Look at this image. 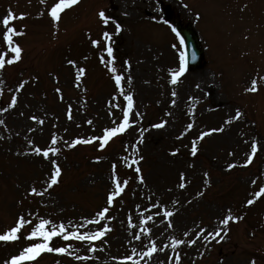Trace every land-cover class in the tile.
Masks as SVG:
<instances>
[{"label": "rangeland", "instance_id": "1", "mask_svg": "<svg viewBox=\"0 0 264 264\" xmlns=\"http://www.w3.org/2000/svg\"><path fill=\"white\" fill-rule=\"evenodd\" d=\"M56 2L0 0V21L9 10L17 17L24 14V19L10 24L24 33L14 37L22 57L0 70V120L4 121L0 125V233L14 226L22 214L32 220L19 241L0 243V264L36 242L23 237L41 217L69 226L94 218L114 190L113 163L121 182L128 180L108 213L113 219L80 229L94 231L107 223L112 231L94 242L103 251L92 253L86 242L57 237L52 246L71 243L75 254L91 259L44 253L33 264H121L134 247L138 254L133 259H140V264H170L176 255L171 250L173 237L191 240L202 228L214 230L228 209L239 217L240 204L257 199L254 194L264 188V0H80L64 11L58 28L48 14ZM167 6L173 12L169 22L164 19ZM101 10L111 18L107 26L98 16ZM116 22L122 25L118 35ZM174 22L195 27L206 57L202 69L186 71L175 85L171 73L178 70L184 49L172 32ZM5 30L0 23V54L8 53L7 60L14 54L3 40ZM105 31L112 35L114 65L100 60L102 55L106 62L111 59L104 51ZM94 39L101 40L100 48L92 45ZM112 66L124 76V94L133 96L132 126L103 150L99 141L69 147L76 139L100 137L122 121L127 101L109 71ZM78 68L86 70L80 80H76ZM253 79L259 90L247 92ZM21 83L24 87L19 89ZM237 110L242 113L239 119ZM34 116L44 123L34 121ZM162 122H166L163 128L153 127ZM204 132L210 135L199 139ZM53 136L58 138L54 147L60 148L59 154H50V159L27 154L33 146H52ZM193 141L196 156L191 154ZM253 142L257 154L252 164L243 166ZM141 156L144 183L134 171L136 166H127ZM50 160L59 164L62 174L58 184L47 188L53 170ZM231 164L237 166L229 169ZM181 174L184 189L179 187ZM32 187L44 195H28ZM155 202L162 207L152 208ZM256 205L246 219L230 222L221 243L213 241L205 247L201 238L192 247L180 246V264H248L251 258L263 264L255 255H264V205ZM165 209L174 212L169 218L171 229L163 216ZM149 215L153 220L144 227L151 229V236L141 234V240H134L141 219ZM129 216L138 227L129 229ZM249 217L259 220L256 229L250 228ZM153 240L158 249L168 247L151 260L142 258L139 254Z\"/></svg>", "mask_w": 264, "mask_h": 264}, {"label": "snow or ice", "instance_id": "2", "mask_svg": "<svg viewBox=\"0 0 264 264\" xmlns=\"http://www.w3.org/2000/svg\"><path fill=\"white\" fill-rule=\"evenodd\" d=\"M41 3H45V0H41ZM80 3V0H58V2L54 3V5L51 7L49 11V15L52 18L54 24L57 26L59 25V22L61 20V13H63L66 9H71L73 6H76ZM187 7V5H185ZM98 16L102 23L107 26L110 21V17L106 15L105 11L101 10L98 13ZM17 18L19 19H24V14H20L19 17L9 10L8 14L2 18V25L6 29L3 33V40L7 44V48L10 53L14 54L12 55L11 59H5V56L8 53L0 54V70L5 69L6 64L7 65H12L14 63H17L20 61L22 57V48L18 43H15L14 37L15 36H21L24 33L17 31L15 27L10 26L11 22L16 20ZM199 16L197 15V19ZM165 23H167L165 21ZM116 27V34L118 35L122 31V25L118 22L115 23ZM172 32L175 33L176 37L179 40V45L183 46L185 44V38L180 34L179 31L175 27H172ZM103 38L104 40L107 41V44L104 48V51H106V54L110 60L107 62L104 59V56L102 55L100 57V60L102 63H106L108 65H114L115 64V56H114V48L112 46V35L105 31L103 33ZM92 45L94 47L100 48L101 46V40H92ZM173 47H176V45H173ZM192 59H196V54L193 52L191 54ZM69 64L73 65L76 67L75 61L69 60ZM187 65H188V59H187V54L185 51L180 52L179 56V68L178 70H173L171 73V83L173 85L177 84L180 80V77L185 74L187 71ZM130 67V65H129ZM84 68H78L76 72V80H80V78L84 75L85 73ZM109 71L114 74L113 78L115 81V84L120 92L121 95H124V99L127 101L126 107L123 109V115H122V121L113 127H108L104 130L103 135L100 137H92L89 139H76L75 141L72 142L69 147H75L78 144H91L96 141H99V148L100 150H103L109 143V141L116 137L117 135L123 134L127 129H129L132 124L130 123V117L133 113V107H134V100L133 96L131 94H124L125 89L122 86V81L124 80V76L120 74H116V68L114 66L109 67ZM131 82V78H129V83ZM24 87V84L21 83L19 85V89H22ZM18 89V90H19ZM258 86H257V80L253 79L251 82V86L246 88L247 92H257ZM2 91V90H0ZM59 92L60 89H57ZM176 93L173 92V96H175ZM12 106L16 104V97L14 96L12 98ZM173 104H175V101H173ZM118 107V105H115ZM7 111V109H4ZM242 113L237 110L236 114V119H239ZM68 118L71 119V110L69 109L68 113ZM34 121H36L39 124H43L44 121L41 119H38L37 117H32ZM89 124H91V121H88ZM115 123V121H114ZM166 122L158 123L153 125L155 128H163L165 126ZM4 121L0 120V125H3ZM193 125L189 124L188 128L191 129ZM212 131H223V128L221 129H213ZM210 135L209 132H204L200 135L199 139H203L205 136ZM143 141V137L141 136L140 142ZM30 145L32 142H29ZM58 143V138L53 136L51 138V145L47 149H41L40 147H31V152L27 154H33V155H39L42 156L45 159H50V154L56 155L59 154L60 148L54 147ZM138 151V149H137ZM179 150L177 149L175 152L172 153V155H176ZM258 151V145L257 143L253 142L251 145V154L248 156V159L246 160L245 164L243 166H247L252 164L253 158L256 156ZM198 152L197 144L196 141H193L192 147H191V154L193 156H196ZM125 162H127V158H124ZM143 159V157H139L138 159H132L131 163H129L127 166L128 167H133L135 165L136 167L134 168V171L138 174V179L140 183H144V177L141 174V168L139 167L140 161ZM52 164V172L50 176V181L47 183V188H52L54 185L58 184L60 181V177L62 174V169L59 166V164L55 160H50ZM237 165L231 164L229 165V169L236 167ZM116 164L113 163L112 165V180L114 184V190L108 195L107 197V206L102 208L100 211H98L95 215L94 218L92 219H86L83 224L81 225H65L64 223H59V224H54L53 221L45 218H39V222L36 223L31 230L24 235V239L29 240V241H36L26 247L23 248V250L17 254L13 255L10 260L5 261V264H33L34 261H36L42 254L44 253H55L57 255H68L72 256L76 260H88L91 259L89 256H81L76 253V249L73 247L71 243L67 244L66 246H59V247H54L52 246V241L54 238H61L65 242L69 241H79V242H86L87 244L90 245L89 251L92 253L97 252L98 250L103 251V249H97V247L94 246V242L102 240L107 233L112 231V229L108 226L107 223L103 224L101 227H99L97 230H89V231H81L80 229L82 227H86L87 225L94 224V225H100L101 221H106V220H111L113 217H109L108 213L110 211L111 206H113V203L115 199L120 196L124 191L125 188L128 185V180H124L121 182L119 176L116 173ZM207 175V174H205ZM185 183V176L184 174H181V182L179 183V187L181 189H184L186 187ZM47 188L45 191H47ZM28 195H34V196H43L44 192L38 191L36 187H32ZM200 195H203L201 192ZM256 198H259L261 196H264V188H261L260 191L256 192L255 194ZM151 199V197H149ZM256 202L255 199H249L247 201V205L251 206ZM152 208L159 209L162 207L160 202H155L151 205ZM157 215L160 213L157 212ZM142 215V214H141ZM163 216L167 220V226L168 228H173V223L172 220L169 219L174 216V212L165 209L163 211ZM242 216H235L232 213L231 209L227 210V214L218 221V227L215 228L212 231H209L207 228H202L198 231L196 234L195 238L191 240H185V239H180V238H175L171 240V250L176 253L174 260L170 262V264H180L181 256L179 252L177 251L180 246L186 245L187 247H192L197 243L198 240L203 238V241L205 243V247L208 245H211L213 241H215L217 244L221 243L224 241L227 236H228V231H229V224L230 222H239L242 220ZM153 220V216L149 215L144 219H141L140 225H139V232L135 233L133 235L134 240H141V234L151 236V229H147L144 226L147 225L149 221ZM32 224L31 219H26L25 216L22 214L20 215L14 226H11L7 228L5 231L0 233V243H13L17 242L21 239L22 235V230L27 226ZM128 226L129 229H133L138 227L136 224L132 223V218L129 216L128 220ZM72 227L73 230H69V228ZM185 236H188V233H184ZM147 251H144L140 253L141 257H147L149 260L152 259L153 255L159 250L163 251L165 250L168 245H164L163 248L158 249L156 242L153 240L151 241L150 246H146ZM137 249L134 247L132 248V255L126 256L124 260L121 262V264H128V262H131V264H140V259H133V256L137 255ZM203 255V254H201ZM57 264H60L59 261H57ZM222 264V262H221ZM248 264H257L256 258H251L248 262Z\"/></svg>", "mask_w": 264, "mask_h": 264}, {"label": "water", "instance_id": "3", "mask_svg": "<svg viewBox=\"0 0 264 264\" xmlns=\"http://www.w3.org/2000/svg\"><path fill=\"white\" fill-rule=\"evenodd\" d=\"M166 18H170V9H165ZM177 30L185 38V47L187 51L188 67L191 71L197 70L201 67L202 61L204 59L203 52L200 49L199 42L195 31L188 27L187 29L178 26ZM195 52L196 59L193 60L191 54Z\"/></svg>", "mask_w": 264, "mask_h": 264}]
</instances>
